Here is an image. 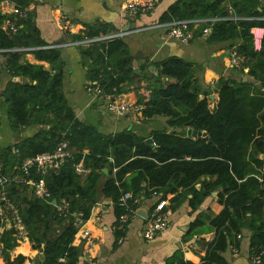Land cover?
<instances>
[{"label": "trees", "instance_id": "1", "mask_svg": "<svg viewBox=\"0 0 264 264\" xmlns=\"http://www.w3.org/2000/svg\"><path fill=\"white\" fill-rule=\"evenodd\" d=\"M229 7L237 21L225 20ZM196 18L219 19L212 27L211 42H230L237 46L239 53L247 58L244 71L253 82L219 79V99L212 103L194 80V66L180 58H167L159 65L157 76L148 80L150 97L145 103L139 102L144 107L140 117L144 121L165 117L174 129H194L206 133V137L192 138L184 133L162 131L153 134V144L131 131L106 136L80 121L63 94L60 50L34 52L40 61L51 65V71L26 63L25 53L15 49L42 44L37 29L27 19L16 34H8L0 21L4 68L14 78L30 80V84L11 82L4 93L11 127L14 131L36 125L42 128L35 137L16 147L18 157L11 149L0 151V176L8 175L19 162L54 152L62 141L68 142L73 151L71 160L45 176L50 199L28 197L29 184L40 178L36 173L26 183L8 186L9 198L19 208L30 243L35 250L43 251L41 264H80L82 251L74 246L79 232L74 218L78 214L84 220L90 218L106 169L107 180L101 193L114 202L117 226H120V217L131 207V202L127 206L120 202L127 192L135 198L162 193L166 199L180 188L187 189L193 195L190 205L195 210L220 189L218 201L224 210L211 219L216 238L209 244L201 264H230L223 253L230 246L239 248L244 230L251 232V254L264 251V160L260 159L264 155V35L258 40L255 32L264 30L262 0H179L163 16L162 22ZM102 34L106 32L91 28L87 38ZM80 51L92 86L113 97L128 92L124 85H130L136 78L132 69L134 58L121 40L95 44ZM163 79L176 83L165 86ZM80 163L90 170L85 180L76 170ZM202 178L210 180H205L202 189L197 190L196 185ZM212 178L216 181L212 182ZM143 183L147 186L142 187ZM63 200L69 205L67 216L57 210ZM177 200L174 198L172 202ZM202 223L196 220L191 227L194 230ZM122 235L118 230L117 238ZM14 239V230L3 234L1 264H11L7 253L15 246ZM62 259L64 262H60ZM21 260L14 263L21 264ZM168 264L193 263L176 256Z\"/></svg>", "mask_w": 264, "mask_h": 264}, {"label": "crops", "instance_id": "2", "mask_svg": "<svg viewBox=\"0 0 264 264\" xmlns=\"http://www.w3.org/2000/svg\"><path fill=\"white\" fill-rule=\"evenodd\" d=\"M8 1L11 6L20 7L24 11L25 17L19 18L6 12L0 14L1 28L8 34H16L17 32H9V27L16 25L18 31L24 27L22 22L29 19L37 29L39 40L42 43L23 52L25 53L23 61L51 71V65L40 61L34 52L37 50H60L63 68L62 89L66 100L74 111L80 110L83 115L82 122L93 126L99 133L106 136L131 131L136 136L148 141L153 140L155 132L166 131L177 134L184 133L188 137V128L184 131L174 129L168 125V119L165 117H156L146 121L140 117L144 107L139 102L145 103L150 97L148 80L157 76L159 65L169 57L183 59L194 66V80L201 92L208 94L210 100L211 96L215 97L214 100H211L212 103H217L219 99L217 93L219 79L240 83L247 78L246 82H253V79L244 70L239 71L230 67V52L237 46H233L230 42H211L210 35L203 33L204 27L193 29V40L189 44L169 37L168 30L161 26L171 21L162 22V18L179 0H162L151 13L139 16H132L126 12L125 5L129 0ZM262 7H264V0H262ZM91 28L100 29L106 34L87 38V32ZM255 32L258 40H261L264 30L257 29ZM109 36L115 37L110 41L121 40L134 58L132 69L136 78L130 85H124L128 92L117 97L123 102L142 107L140 112L125 116L114 114L108 111L105 102L100 101L88 91L92 85L88 79V66L82 58L80 49L110 41H99L89 46L78 44L86 40ZM22 49L25 48L15 49V51ZM2 53L0 51V70L7 71L4 68L5 59L1 55ZM162 82L165 86L176 83L172 79H163ZM5 92L0 87V151L11 149L13 155L18 157L19 152L16 153V147L21 142L35 137L42 128L36 125L21 131H14L8 116ZM76 117L78 118L77 114ZM71 152L73 153V151ZM260 159L264 160V155H261ZM21 164L17 163L10 171L7 169V176L19 175L17 169ZM80 166L84 168L82 163ZM84 170L80 175L83 180L90 173V170L85 168ZM107 174L108 170L106 169L100 181L98 202L91 210L90 218L86 220L74 240V246L79 247L82 251L80 264H168L176 256L193 264L202 263L209 244L216 238V231L210 224L211 219L218 217L224 210V206L218 201L220 189L211 193V196L207 197L195 210L190 205L193 195L183 188L178 189L175 194H169L166 199L163 198L162 193L156 192H152L149 198L138 196L141 201L135 211L147 207L149 217L155 204L166 201L168 204L166 209L170 212L169 229L148 241L143 237L147 219L137 214L124 225L117 226L114 202L101 193L107 180ZM205 180L210 179L202 178L196 185L197 190L202 189V183ZM211 180L215 182L216 178ZM16 183L21 184L22 182ZM146 186V183L142 184V187ZM28 188V197L35 196L34 186L29 184ZM174 198H178L176 203L172 202ZM196 220H201L203 223L193 230L191 226ZM118 230L123 232L119 238H117ZM84 234L90 236L95 243L91 257L83 254L87 249ZM250 238L251 232L244 230L240 237L239 248L234 249L230 246L223 253L226 261L230 264H236L239 261L251 264ZM14 240L16 241V238ZM42 254L41 250L33 248L28 239L15 242V246L7 253V261L15 264L16 260L22 258L21 264H41L43 262ZM3 261L1 257L0 264Z\"/></svg>", "mask_w": 264, "mask_h": 264}, {"label": "built area", "instance_id": "3", "mask_svg": "<svg viewBox=\"0 0 264 264\" xmlns=\"http://www.w3.org/2000/svg\"><path fill=\"white\" fill-rule=\"evenodd\" d=\"M162 0H129L126 2L125 10L132 16H139L143 14L151 13ZM7 8H9L7 10ZM7 13L19 18H24V11L16 6L10 5L8 0H0V14ZM219 19H209V18H196L191 20H172L171 22L163 24L168 30L169 37L180 40L186 44H189L193 40L194 28H202L203 33L210 35L212 31L213 24ZM225 20L237 21L238 18L235 17L232 8H228L227 17ZM16 25L9 27L8 31L15 33L17 32ZM114 36L104 37L101 39H91L82 42V46H89L93 43L99 41H110L114 39ZM17 52H26L27 49L16 50ZM246 56L239 53L237 48H234L230 52V67L239 71L244 70V64L246 63ZM88 91L95 95L100 101L106 103L108 111L125 116L128 114H134L140 112L142 107L132 105L127 102H123L119 97H113L112 95L104 93L98 86H90ZM19 151L16 150V153ZM73 157V153L69 148V144L66 141H62L58 144L56 150L52 153H45L36 155L32 158L26 159L20 167H18L19 175L10 177L7 175L0 176V258L4 252V243L2 241L3 234L5 232L14 230L15 231V242H20L28 240V231L20 215L19 208L17 205L9 198L8 186L12 183L22 182L26 183L27 180L31 179L32 173H36L40 178L35 183H30L34 186L35 196L43 199H50L51 195L47 190L45 176L49 172H56L62 166H64ZM1 170V167H0ZM78 175H82L85 171L80 165L76 168ZM156 195V193H155ZM139 197H134L132 193H125L120 202L122 205L127 206L131 202V207H128V212L120 217V224L124 225L128 220L136 214L135 207L140 203ZM168 206L166 201H161L154 205L151 209L149 217L147 219L146 228L143 232V237L145 240L151 241L163 234L169 229L170 226V212L166 209ZM57 210L61 215H69V205L63 200L62 203L57 207ZM86 220L83 219L82 214H78L74 218L75 226L80 230ZM84 242L87 249L84 251V255L91 257V252L95 247V243L90 236L84 234ZM87 242V243H86ZM64 262V260H60ZM251 264H264V251L252 255Z\"/></svg>", "mask_w": 264, "mask_h": 264}, {"label": "water", "instance_id": "4", "mask_svg": "<svg viewBox=\"0 0 264 264\" xmlns=\"http://www.w3.org/2000/svg\"><path fill=\"white\" fill-rule=\"evenodd\" d=\"M185 57V56H184ZM1 71V81H0V87L2 89L3 92H5L7 90V86L9 83L13 82V83H24V84H30V80L28 78H25V79H21V78H14L12 77V75L8 72V71ZM246 79L244 80V82H246ZM215 97L214 96H211V100H214ZM75 113L77 114L78 116V119L80 121H83V115L82 113L80 112V110H75ZM187 135L188 137H206V133L204 132H200V131H197V130H194V129H189L187 131ZM149 144H153V140H148L147 141ZM53 205L56 206L57 205V201L54 200L53 201ZM148 212H149V209L147 207H142V208H139L137 211H136V214L139 215L140 217L144 218V219H148ZM41 252H43L41 250ZM244 263H247L246 261H239L238 263L236 264H244Z\"/></svg>", "mask_w": 264, "mask_h": 264}]
</instances>
